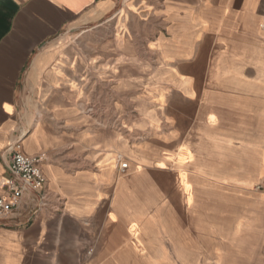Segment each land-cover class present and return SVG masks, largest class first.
<instances>
[{
  "label": "crops",
  "instance_id": "obj_1",
  "mask_svg": "<svg viewBox=\"0 0 264 264\" xmlns=\"http://www.w3.org/2000/svg\"><path fill=\"white\" fill-rule=\"evenodd\" d=\"M18 139L0 264H264V0H0V186Z\"/></svg>",
  "mask_w": 264,
  "mask_h": 264
},
{
  "label": "built area",
  "instance_id": "obj_2",
  "mask_svg": "<svg viewBox=\"0 0 264 264\" xmlns=\"http://www.w3.org/2000/svg\"><path fill=\"white\" fill-rule=\"evenodd\" d=\"M23 137L21 134L20 139ZM8 160L5 162L7 177L1 182L0 220L8 219L21 205L24 196L33 194L42 204L47 197V177L41 169L42 156H29L23 151L20 140L9 144ZM119 169L124 173L128 162L119 160ZM258 192H264V178L255 186ZM35 199V197H33Z\"/></svg>",
  "mask_w": 264,
  "mask_h": 264
},
{
  "label": "rangeland",
  "instance_id": "obj_3",
  "mask_svg": "<svg viewBox=\"0 0 264 264\" xmlns=\"http://www.w3.org/2000/svg\"><path fill=\"white\" fill-rule=\"evenodd\" d=\"M75 33L76 34L65 33L59 36V38H57V40L55 41V44H59V43L61 44V45L59 44V48H60L59 50L62 51L63 49L64 52H72L76 50L80 52L81 54H87L88 52L92 51L91 50L92 44H89L90 42L92 43L93 40L96 41L97 43L104 42L105 39H108L111 36H113L114 33H116V30H115L114 22H112L111 26L108 25L105 28H101L95 34L92 33L88 35L87 28H85L84 30L77 31ZM26 95H27V99L29 100V98L33 96V92L28 91ZM91 97H94V96L92 95ZM95 98L101 99V100L103 99L101 95H96ZM91 110H92L91 107L88 108V106L86 105L81 108V112L83 113V115H91L92 113ZM128 113H130V115H134V112L131 110H129ZM207 263L214 264V262L211 260H209Z\"/></svg>",
  "mask_w": 264,
  "mask_h": 264
},
{
  "label": "snow or ice",
  "instance_id": "obj_4",
  "mask_svg": "<svg viewBox=\"0 0 264 264\" xmlns=\"http://www.w3.org/2000/svg\"><path fill=\"white\" fill-rule=\"evenodd\" d=\"M113 219H115V217H113Z\"/></svg>",
  "mask_w": 264,
  "mask_h": 264
}]
</instances>
